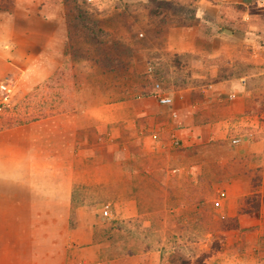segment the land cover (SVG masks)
Masks as SVG:
<instances>
[{
  "label": "crops",
  "instance_id": "obj_1",
  "mask_svg": "<svg viewBox=\"0 0 264 264\" xmlns=\"http://www.w3.org/2000/svg\"><path fill=\"white\" fill-rule=\"evenodd\" d=\"M192 4V19L169 26L165 44L143 51L148 70L154 64L163 82L177 85L173 105L159 104L156 95L131 98L116 112L128 118L124 134L117 125L93 126L107 133L108 152L123 142L121 173L114 156L99 155L77 110L0 129V264H171L162 231L181 221L169 223L164 215L195 212L197 188L207 179L201 166L213 157L235 164L244 179L257 176V164H264V0ZM5 14L0 99L19 100L42 80L37 67L44 80L51 76L60 21L52 13ZM238 136L242 142L233 144ZM247 186L241 194L260 193ZM169 196L177 203L169 204ZM107 203L111 214L103 219ZM237 211L231 207L229 216ZM259 217L250 222L252 236H264L263 209ZM153 228L161 229L155 239ZM174 242L193 244L180 235ZM215 252L207 263L223 264L222 251Z\"/></svg>",
  "mask_w": 264,
  "mask_h": 264
},
{
  "label": "rangeland",
  "instance_id": "obj_2",
  "mask_svg": "<svg viewBox=\"0 0 264 264\" xmlns=\"http://www.w3.org/2000/svg\"><path fill=\"white\" fill-rule=\"evenodd\" d=\"M161 1L169 4L163 2L159 4ZM192 1L16 0L15 5L0 9L1 32L9 27L10 20L5 12L11 13L16 9L21 12L52 13L60 21L57 37L51 48V58L55 61L51 76L44 80L46 74L44 69L37 67L39 73L36 79L42 80L23 98L0 99V129L16 123L46 118L59 111L77 110L82 123L91 126L85 134L94 141V144H98L99 155L105 160L114 156L117 160L116 172L121 173L124 170L121 163L124 155L123 142L117 138L116 151L108 152L107 133L98 134L93 126L106 123L117 125L120 133L124 134L128 118L116 115V112L121 111L123 102L142 97L146 85L154 91L153 95L157 82L168 93L173 86L177 87L170 82H163L160 78L146 81V69L147 73L151 69L148 70L142 61L143 51L145 49L147 54L152 53L155 48L165 44V31L169 26L186 23L193 18ZM151 11L156 14H152ZM81 13L89 16L90 21H86L87 18ZM93 21H97L96 24ZM22 23L16 20L15 25ZM93 24L95 26L90 29ZM91 38H97L96 41L102 42L97 44ZM114 46H117L116 50L113 49ZM107 54L118 58L113 57L110 60ZM171 118V115H168V120ZM228 150L231 155L232 150L230 148ZM257 165L260 166H257V176L253 179L241 177L236 172L235 164L217 163V159L213 157L201 166L207 179L204 188L202 186L197 188L195 212H183L176 216H172L171 213L164 215L169 223L173 221L172 223L177 224V221H181L176 227L164 228L162 231L167 241L165 256L169 262L171 259L180 262L182 259L195 258L199 255L204 251L207 235L210 234H205L206 230L213 228L215 235L213 242L218 243L219 250L225 257L223 264H264V236H252L250 225L251 221L260 218L261 209L264 210V176L261 173L264 171V164L260 162ZM246 184L247 187L252 185L260 189V193H257L262 202L260 212L241 215L240 218L245 222L242 228L230 230L221 228L220 221L225 217H231L229 216L231 207L239 208L242 202V205L249 204L244 200L245 194L240 192ZM219 191H225L227 198L220 206H215L214 200ZM105 192L106 190H101L103 198L107 197ZM167 202L176 204L177 198L169 196ZM102 217L108 219L103 214ZM159 230L161 229H149L151 239H155L156 235L161 233ZM176 235H180L183 241L188 239L193 244H176L174 242ZM210 236L212 237V234ZM131 245L136 247L138 243ZM218 262L216 259L214 264H219Z\"/></svg>",
  "mask_w": 264,
  "mask_h": 264
},
{
  "label": "trees",
  "instance_id": "obj_3",
  "mask_svg": "<svg viewBox=\"0 0 264 264\" xmlns=\"http://www.w3.org/2000/svg\"><path fill=\"white\" fill-rule=\"evenodd\" d=\"M169 4L165 1H161L159 2V4ZM14 4V0H0V9H7L8 7L12 6ZM152 14H156V12L151 11ZM161 12H159L160 14ZM82 14V13H81ZM83 17L87 18L85 19L86 21H90L89 16L87 15H83ZM94 22V21H93ZM97 22V21H96ZM96 22H94L96 24ZM95 24H93L92 26H90L89 28L92 29ZM102 32V31H100ZM95 34V30L93 31V35ZM92 40L96 41L97 38H91ZM102 41H96L97 44H101ZM117 46H114V50H116ZM118 58L114 55H109L107 54V58H110V60H112V58ZM145 78L147 79L146 81H152L154 78H160L159 77V71L158 68L155 67L154 64H151V71H149L148 73H146ZM154 91H152L148 85H146L143 89L142 95L146 96V95H153ZM260 196L259 194H252V195H246V197L244 198L245 202L247 201V205H240V207L238 208L237 211V215L236 216H231V217H225V219L223 218V220L220 221V226L221 228H224L226 230H230V229H239L240 228V216L243 214H252V213H259L260 209H261V204L262 202L259 200ZM248 205L249 208H248ZM219 221V220H216ZM214 229L210 228L206 230L205 234H212L211 237V242H210V249L209 250H204L202 251L199 255H197L195 258H185L179 261H173V259L170 260L171 264H208L207 263V259L211 256V254L213 252H215L217 249L219 250V245L216 242H213L214 240Z\"/></svg>",
  "mask_w": 264,
  "mask_h": 264
},
{
  "label": "built area",
  "instance_id": "obj_4",
  "mask_svg": "<svg viewBox=\"0 0 264 264\" xmlns=\"http://www.w3.org/2000/svg\"><path fill=\"white\" fill-rule=\"evenodd\" d=\"M263 1V0H261ZM154 90H155V95L157 98V101L159 104L162 105H167V106H172L173 105V97L171 93L165 92V90L161 87L160 83H155L154 85ZM171 114L173 118L178 119V114L175 110L171 111ZM171 142L173 145L177 146L179 141L176 138V135L173 134L171 138ZM242 142V137H233L232 138V143L233 144H240ZM227 198V194L225 191H219L217 198L214 200L215 206H220L221 203ZM102 214L105 217H109L111 214V205L109 203L105 204L103 207Z\"/></svg>",
  "mask_w": 264,
  "mask_h": 264
}]
</instances>
